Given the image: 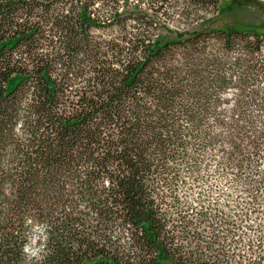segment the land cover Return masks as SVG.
Returning a JSON list of instances; mask_svg holds the SVG:
<instances>
[{
    "label": "trees",
    "instance_id": "trees-1",
    "mask_svg": "<svg viewBox=\"0 0 264 264\" xmlns=\"http://www.w3.org/2000/svg\"><path fill=\"white\" fill-rule=\"evenodd\" d=\"M220 1L0 0V264H264L178 189L264 195V34L160 33Z\"/></svg>",
    "mask_w": 264,
    "mask_h": 264
},
{
    "label": "rangeland",
    "instance_id": "rangeland-1",
    "mask_svg": "<svg viewBox=\"0 0 264 264\" xmlns=\"http://www.w3.org/2000/svg\"><path fill=\"white\" fill-rule=\"evenodd\" d=\"M199 14H204V18L184 28L183 25L177 27L162 21L163 28H160V33L174 36L176 32L184 30L240 27L264 34V0H221L217 12L202 11ZM227 98L230 99L231 95ZM223 148L209 149L205 157L211 161H207L200 169L201 178L198 181L188 178L178 189L183 194V201L192 207L200 205L205 209L217 208L221 211L218 215L212 212L209 217L213 222H219V240L231 255L232 231L242 239L241 245L250 243L254 245L253 249L258 242L264 245V195L258 193L257 197L252 199L244 190L245 178L242 176L236 179L235 171L219 166L217 160L222 156ZM256 166V169L264 174V160ZM246 212L248 216L244 218L243 214Z\"/></svg>",
    "mask_w": 264,
    "mask_h": 264
}]
</instances>
